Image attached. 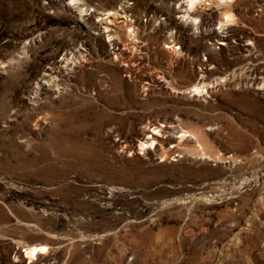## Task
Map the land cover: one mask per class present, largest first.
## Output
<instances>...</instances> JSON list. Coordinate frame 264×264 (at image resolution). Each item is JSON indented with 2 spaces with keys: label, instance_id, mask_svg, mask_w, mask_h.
I'll return each mask as SVG.
<instances>
[{
  "label": "rangeland",
  "instance_id": "374dc122",
  "mask_svg": "<svg viewBox=\"0 0 264 264\" xmlns=\"http://www.w3.org/2000/svg\"><path fill=\"white\" fill-rule=\"evenodd\" d=\"M186 1L0 0V264H264V0Z\"/></svg>",
  "mask_w": 264,
  "mask_h": 264
},
{
  "label": "bare ground",
  "instance_id": "6f19581e",
  "mask_svg": "<svg viewBox=\"0 0 264 264\" xmlns=\"http://www.w3.org/2000/svg\"><path fill=\"white\" fill-rule=\"evenodd\" d=\"M197 1H200V0H187L186 3L188 5L185 6L186 9H183V5H181L179 9L180 10L182 9V11H179V12L185 13L184 16H187V18H192L191 15L189 14L190 13L189 10H190V8H192V7L195 6V4H196ZM220 40H221L222 43L225 44V40L224 39H220ZM129 72L131 74H134V75L137 73L136 70H130ZM198 90H199V88L198 87H195L193 91L194 92H197ZM152 133L149 130L147 131L145 129V130H143L142 136L146 137L147 135H149V136H152L151 138H152V141L153 142L158 141L159 140V137L157 135H155L154 133L153 134ZM181 133L183 135H186L187 134V135L190 136V134H188L187 131H181ZM140 146H143V143H140ZM22 248L24 250L21 251L19 255H15L14 256V258L16 260H18L19 258H21V256L25 255L26 258L30 259V262H32L35 259L37 261V260L41 259L42 257H44L43 255H45V254H47V252H49V248L45 244H38V245H32V244L30 245L29 244V245L23 246Z\"/></svg>",
  "mask_w": 264,
  "mask_h": 264
}]
</instances>
